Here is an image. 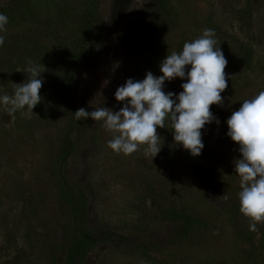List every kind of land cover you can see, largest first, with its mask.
<instances>
[{"label": "rangeland", "instance_id": "rangeland-1", "mask_svg": "<svg viewBox=\"0 0 264 264\" xmlns=\"http://www.w3.org/2000/svg\"><path fill=\"white\" fill-rule=\"evenodd\" d=\"M116 2L0 0L8 17L0 32V97L14 95L16 83L27 80L29 60L44 71L42 100L33 111L9 115L0 103V264L13 258L67 264L73 236L85 243L75 249L74 264H245L252 235L240 212L234 161L241 154L227 135V119L264 90V0ZM90 15L106 29L101 58L72 82L64 68L79 52L76 45L88 43ZM205 29L214 30L228 61V87L222 105L211 106L219 124L202 129L199 156L175 144L169 121L157 129L163 146L153 158L145 156L146 145L131 155L116 153L102 121L75 118L72 108L80 102L89 112L119 111L118 87L148 71L163 75L168 52L182 51ZM185 82L165 81L163 90L178 95ZM67 131L85 141L62 162ZM63 180L84 196L78 193L76 214ZM169 202L187 206L204 225L190 230L167 220L162 210Z\"/></svg>", "mask_w": 264, "mask_h": 264}, {"label": "clouds", "instance_id": "clouds-1", "mask_svg": "<svg viewBox=\"0 0 264 264\" xmlns=\"http://www.w3.org/2000/svg\"><path fill=\"white\" fill-rule=\"evenodd\" d=\"M8 17L0 13V32H6ZM5 36L0 35V46ZM228 61L215 39L213 29H205L196 39L185 42L180 52H168L160 63L163 75L152 71L142 80L128 78L118 87L115 98L124 102L119 111L108 107H96L87 111L81 107L75 111L79 121L91 117L103 122V127L113 134L108 147L116 153L131 155L142 145L145 156L153 158L160 152L159 128L170 122L174 142L182 145L191 155L199 156L204 148L202 129L206 124L219 120L211 111L213 104L222 105V92L228 87L225 68ZM23 70L28 74L23 83H16L14 95H3L0 103L12 115L27 107L33 111L42 100L44 80L40 66L28 61ZM191 66L186 70V66ZM187 78L178 95L165 92V81ZM175 97V98H174ZM178 101V102H177ZM227 135L239 145L240 158L235 159V173L239 176L238 192L240 212L249 218V230L258 231L257 224L264 222V90L245 99L227 119ZM225 200L227 195H223Z\"/></svg>", "mask_w": 264, "mask_h": 264}, {"label": "trees", "instance_id": "trees-1", "mask_svg": "<svg viewBox=\"0 0 264 264\" xmlns=\"http://www.w3.org/2000/svg\"><path fill=\"white\" fill-rule=\"evenodd\" d=\"M116 4L117 2L115 0V6ZM112 15H115V9L113 10ZM88 22L90 23V28L87 29V34H85V38L87 39L88 43L84 44L83 41L79 42V46L78 44H75L78 47L79 52L71 56L66 64L67 66L64 68L66 76L70 81L72 80V82L74 81V79L81 77L82 72L90 68L94 61H97L99 58H101L102 42L104 37H106V29H104L103 24L99 25L96 21H93L91 15L88 18ZM50 79L54 81V77L51 75ZM81 107L84 108L85 106L80 102L79 104H76L72 108V110H75L74 108L78 110ZM83 141L85 140L81 137V134L71 135L70 132H65L61 142L62 162L66 161V159L73 153L74 149L78 147ZM62 186L64 188L66 196H68L67 198L69 199L72 212L76 214L77 210L79 209V206L76 204V202L78 201L77 198H83L84 196L82 193L77 192V190H75L70 184H68L66 180H63ZM78 193H80L79 197ZM162 211L164 217H166L167 220L171 222L180 221L186 226L187 229L190 230L194 227L200 228L205 223V221L201 219L202 216H196L194 213H192L191 210L188 209L187 206H180L175 204L174 202H169L168 204H166L165 208ZM257 228L258 231H251L252 236L247 244L248 255L245 264H264V222L258 223ZM74 237L77 236H73L72 242L70 244V250L75 252L85 243L81 240L82 236H79V239ZM74 252H70L67 258V264H74ZM19 262L20 260L17 261L15 258H13L10 261V264H19Z\"/></svg>", "mask_w": 264, "mask_h": 264}]
</instances>
